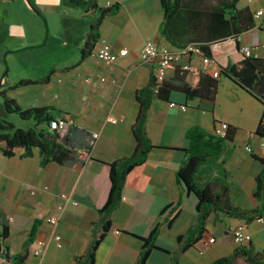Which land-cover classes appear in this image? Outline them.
Here are the masks:
<instances>
[{"label":"crops","instance_id":"0c3cea01","mask_svg":"<svg viewBox=\"0 0 264 264\" xmlns=\"http://www.w3.org/2000/svg\"><path fill=\"white\" fill-rule=\"evenodd\" d=\"M7 1L0 0V41L6 40L8 44L0 50V73L10 54L23 56L22 62L28 68L10 78L3 75L0 86L14 85L21 79H40L55 68L48 83L19 87L10 91V95L23 108L55 106V117H63L76 127L78 138L68 162H52L44 168L38 148L31 156H26L22 149H17L13 156L0 153V234L4 226L9 228V237L3 241V246L10 255L20 253L35 228V242L23 264H76L74 256L85 251L98 209L109 196V164L131 155L135 148L132 125L139 107L136 91L146 85L152 75L156 76L159 66L158 61L142 59L145 43L154 40L179 48L193 39L182 30L175 32L174 43L162 36L164 8L161 0H97L102 6L120 4L119 11L103 21L101 38L96 45L109 43L117 59L103 61L91 53L81 60L93 16L66 0H11L23 12L22 20H13L15 11ZM185 2L196 4L193 9L205 14L195 19V23L204 28L195 40L210 46L214 64L207 66L201 55L193 54L179 64L166 67V95L153 101L147 123L155 148L143 164L128 174L122 204L113 214L114 226L101 242L95 264H134L143 245L141 237L149 235L163 220L165 223L157 240L159 248L152 251L146 264H168V251L177 248L178 236L197 219V196L177 182V172L190 145L187 130L192 125H199L210 133L220 122L238 127L234 139L223 143L221 154L199 168L197 179L202 185L227 186L231 203L242 209L261 207L254 191L256 177L262 169L260 158H264V147L262 140L253 134L257 127L248 126L254 120L258 125L264 107L261 111L256 106H237L239 102H248L245 96L248 94L224 75L218 77L219 88L214 100L205 96L191 98L169 86L181 82L178 70L185 64L199 71L193 78L186 79H194L201 86L207 83L206 76L214 78L212 72L216 67L220 70L229 64L239 65L245 57L244 46L251 47L253 55H263L264 18L254 17L256 26L238 36L220 37L212 33L214 19L211 17V13L219 11L218 0ZM256 3L258 7L248 3L238 7H249L254 14L263 8L261 3ZM49 12L59 14L57 35L49 32L43 20ZM50 37H53L51 42ZM58 41L59 56L50 63H42L49 48L56 50ZM124 48L129 50L127 55L120 54ZM171 102L188 107L186 110L171 107ZM88 141L89 154L82 148ZM63 193L71 200H64L60 196ZM179 201L181 205L177 207ZM61 203L65 207L59 211ZM53 215L59 217L56 225L48 221ZM242 221L221 212L212 214L203 239L182 255L180 264H212L232 254L239 246L233 240L232 230ZM247 229L252 234V245L257 251H263L264 223L257 217L248 222ZM57 235L61 236L60 241ZM210 238L215 241L208 243ZM39 240L45 242V249L42 256H35L33 250ZM0 264H8V261L0 257ZM235 264H247V261L240 256Z\"/></svg>","mask_w":264,"mask_h":264},{"label":"trees","instance_id":"16d2710c","mask_svg":"<svg viewBox=\"0 0 264 264\" xmlns=\"http://www.w3.org/2000/svg\"><path fill=\"white\" fill-rule=\"evenodd\" d=\"M69 4L79 7L94 17L89 26L85 38L81 60L90 55L101 38V25L106 17L116 14L120 9L119 3L108 6L99 5L97 0H66ZM164 8V21L161 25V34L168 41L174 43L176 31L182 30L193 40L189 43L201 44L203 55L212 57L210 46L195 40L203 33L200 23H195L196 18H203L205 14L196 12V4L185 0H161ZM240 0H218L219 11L211 13L214 19L212 33L220 37L238 36L256 26V20L249 7L239 8ZM225 14L228 17H224ZM187 43V44H189ZM185 44V45H187ZM183 45V46H185ZM182 47V46H181ZM52 68L49 73L40 79H21L16 84L2 87L1 96L4 109L9 114H17L22 120H32L34 123L29 128L17 127V125L0 117V153L5 156H13L17 149H22L26 156H31L34 149L38 148L41 155V167L55 162L64 164L68 162L76 150L74 145L78 129L66 120L63 129H52L51 121L55 117V106H34L23 108L18 100L10 95V91L19 87L48 83L55 73ZM199 71L189 66L188 69L178 70L177 85L169 88H178L188 97L205 96L212 100L216 98L220 75H224L259 101L264 107V53L263 55H247L239 65L229 64L220 68L219 76H208L205 85L198 84L186 78H193ZM166 82L158 81L157 76L152 75L146 85L137 89L136 100L138 113L132 125L136 144L131 155L120 157L112 161L110 165L111 188L106 203L98 209V217L92 224L91 239L82 254L74 256L76 264H95L98 248L112 230L113 214L121 206L123 189L128 174L138 165L143 164L149 153L155 148L148 135L147 123L149 110L153 101L165 97ZM168 86V85H167ZM238 127L228 124L224 136L215 132L210 133L199 125H192L187 130L190 145L186 150V156L177 172L179 186L188 193H194L198 198L197 219L184 233L178 236L176 249L168 251V264H180L182 255L191 247L198 244L207 232V221L212 214L221 212L229 217L248 222L264 215V158H260L262 169L256 177L255 198L261 203V207L246 210L231 203L228 195V187H217L212 184L202 185L197 179L199 168L210 158L218 157L223 150V143L234 139ZM264 140V110L262 117L253 133ZM83 151L90 153L89 141L82 145ZM181 201L177 203V207ZM165 220L159 222L151 230L149 235L141 237L143 245L134 264H146L149 256L157 246V240L161 233ZM35 228L31 230L23 244L20 253L10 255L4 248L3 241L9 237V228L4 226L0 234V257H4L8 264H23L30 255V247L35 242ZM244 257L248 264H264V250L257 251L251 242L237 246L229 256L222 257L212 264H235L238 257Z\"/></svg>","mask_w":264,"mask_h":264},{"label":"built area","instance_id":"2783aa9c","mask_svg":"<svg viewBox=\"0 0 264 264\" xmlns=\"http://www.w3.org/2000/svg\"><path fill=\"white\" fill-rule=\"evenodd\" d=\"M111 5V4H110ZM254 17L256 19H262L264 18V8H260L254 12ZM242 52L245 56L252 54L251 47L244 46L242 48ZM129 53V50L127 48L121 49L120 54L121 55H127ZM193 54H198L203 57V63L207 66H210L214 64L212 57L203 55L202 46L201 44L197 43H189L185 46L175 48L167 45H161L157 41L149 40L145 43V46L141 52V57L144 61H158V69H157V79L158 81H162L165 78V70L166 67H168L171 64H179L180 61L185 57H190ZM92 55H94L97 59L103 60V61H109L114 62L117 59V54L114 52L112 46L107 43L103 42L101 45L94 48ZM190 65L185 64L182 66V69H188ZM219 68H215V70L212 72V75L214 77L219 76ZM87 80H90V78H87ZM102 80H105V78H102ZM171 107H180L182 110L187 109L186 104H178L176 102L170 103ZM115 121L114 119H112ZM66 119L63 117H58L51 121L50 127L52 129H63L66 126ZM228 128L227 122H220L215 127L214 132L219 136H224L226 133V130ZM261 145L264 147V140H262ZM247 149L251 151V147L247 146ZM60 196L66 200L70 201L71 197L65 193L60 194ZM74 205L78 204L77 201H72ZM65 205L63 203L58 205L59 211H62L64 209ZM261 222L264 223V217L261 216L258 218ZM48 221L56 225L59 221V217L57 215L50 216L48 218ZM232 236L233 240L237 245H243L248 244L252 240V234L247 229V223L245 221H242L237 226H235L232 230ZM57 240H61V236H56ZM215 238H210L208 243L214 242ZM37 247L33 250V254L35 256H42L45 249V242L42 240L37 241ZM60 245V244H59Z\"/></svg>","mask_w":264,"mask_h":264},{"label":"rangeland","instance_id":"374dc122","mask_svg":"<svg viewBox=\"0 0 264 264\" xmlns=\"http://www.w3.org/2000/svg\"><path fill=\"white\" fill-rule=\"evenodd\" d=\"M261 3V7L264 8V0H240L239 2V6L243 5L244 3H248L251 4L253 7H258V3ZM7 5L11 6L14 8V14H13V20H22V15L23 12L20 11L19 5L16 3H12L11 0L7 1ZM44 22L47 24V27L49 29V32L51 30V34L53 35H57V33L59 32V14L53 13V12H49L47 17L43 18ZM53 37H50V42L51 39ZM59 41L56 42L57 48L56 50H51L50 48L48 49L47 53L45 54V56L42 58V63H50L51 61H54L58 56H59V45H58ZM7 43L6 40L4 41L3 39L0 41V50H2L3 48L7 47ZM8 51V48L6 50V52ZM1 52V51H0ZM22 58L23 56L18 55V54H10L9 58L6 60L5 62V68H3L2 72L0 73V83L2 80V76L5 74V72L8 70L7 74L10 77L15 76L18 73H23L26 71V69L28 68L27 65H25L22 62ZM30 66V65H29ZM226 79V78H224ZM2 87L0 86V89ZM246 94V93H244ZM248 94V93H247ZM247 96V100L248 102L246 104L239 102L237 106H256V108H259L261 111L263 109V105L257 101L255 98H253L251 95H245ZM3 102H2V96H1V91H0V117L2 118H6L12 122H14L17 127H23V128H29L32 123H34L32 120H22L17 114H9L5 111L4 106H2ZM26 107V106H24ZM31 123V124H30ZM22 125V126H19ZM250 126L248 127H252L251 129H255L257 127V120H254L253 124L251 125V123L249 124ZM248 264V263H247Z\"/></svg>","mask_w":264,"mask_h":264},{"label":"water","instance_id":"95a60500","mask_svg":"<svg viewBox=\"0 0 264 264\" xmlns=\"http://www.w3.org/2000/svg\"><path fill=\"white\" fill-rule=\"evenodd\" d=\"M8 72V70L5 72V74H4V77L6 76V73Z\"/></svg>","mask_w":264,"mask_h":264}]
</instances>
